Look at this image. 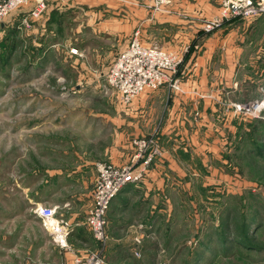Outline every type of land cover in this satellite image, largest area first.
<instances>
[{
    "label": "rangeland",
    "instance_id": "rangeland-1",
    "mask_svg": "<svg viewBox=\"0 0 264 264\" xmlns=\"http://www.w3.org/2000/svg\"><path fill=\"white\" fill-rule=\"evenodd\" d=\"M50 1L42 19H28L29 25L23 21L29 8L0 21V240L6 239L10 217L23 219L15 227L27 220L19 208L38 206L37 188L25 189L35 185V172L50 170L46 162L39 166L41 152L61 155L52 166L72 177L81 158L108 163L101 161L104 146L119 140L129 151L130 165L139 151L135 141L145 140L161 152L145 180L157 171L164 186L158 202L166 209L155 215L158 234L135 258L152 264H264V129L257 123L264 109L253 110L254 102L264 101V16L232 19L236 46L244 51L238 87L228 88L224 81L210 92L192 91L193 98L184 88L177 93L165 87L159 95L154 94L159 90L146 93L145 107L141 97L126 105L107 84L112 56L121 54L136 32L144 46L168 50L154 41L144 43L142 29H134L133 22L123 37L95 33L90 24L109 17L58 14ZM44 25L38 36L36 28ZM40 59L45 69L34 67ZM179 78L182 82L180 71ZM65 110L67 133L58 127L51 136L38 128L44 118L62 117ZM254 125L257 137L250 135ZM70 181L71 191L67 187L56 203L67 199L72 210L55 207L57 217L86 219L95 180L83 187ZM124 218L120 227L126 233L136 217Z\"/></svg>",
    "mask_w": 264,
    "mask_h": 264
},
{
    "label": "crops",
    "instance_id": "crops-1",
    "mask_svg": "<svg viewBox=\"0 0 264 264\" xmlns=\"http://www.w3.org/2000/svg\"><path fill=\"white\" fill-rule=\"evenodd\" d=\"M51 1L56 4L54 9L58 14L71 11L73 14H83L94 18L109 17V19H104L98 24H90L95 33L105 32L106 30L111 36L123 37V35H128L130 23L133 22L134 29H142V35L144 36L142 41L144 43L154 41L163 49L181 54L183 63L181 64L180 73L183 88L187 96L191 98L197 90L201 91V88H204L208 89L205 90L206 92H210L209 89L215 90L224 81L228 88L238 87L240 84L239 78L242 77L237 67L241 64L244 51L243 48L236 46L238 33L235 31L237 25L234 20H228L212 34L203 32L206 21L218 16L220 0ZM101 1H109L110 4ZM25 11L26 14L29 12V10ZM118 15L121 16L119 19L117 18ZM46 21L49 22L50 19H45L44 22L47 24ZM45 27L44 25L43 28H36V34L40 36ZM144 31H147L148 35H145ZM52 35L53 31L46 37L51 38ZM129 41L125 47H128ZM119 54L112 56L110 64L116 60V56ZM45 64L46 62L40 59L37 60L34 67L45 69ZM163 90L165 89L154 94L159 95ZM61 97L65 98V95L61 94ZM139 97L143 101L147 100L148 96L145 93ZM143 106L146 107L145 103ZM54 114L58 116L57 113ZM62 115V117L54 118V115L47 117V119L44 118V123L38 124V128L41 131L50 132L51 136L56 135L55 129L58 127L60 128L57 131L62 130L67 133V117L64 116L66 110L62 112ZM59 119H62V121L60 120V124H57ZM179 119H181L183 125L184 117ZM47 138L49 139H46L48 143L54 142L50 140L51 137ZM67 154L65 153L61 160H64ZM57 156L61 155L48 152L40 153L41 162L39 161V166L42 162H46L47 165L51 166L47 167L50 170L40 172V174L35 172V185L27 186L25 190L31 191V188H37L35 197L38 200V205L46 203L53 205L54 208L63 206L69 212L72 210V204L68 203L67 199L56 203V198L63 194L67 187H70L71 191V185L68 184L70 178L75 181L77 186L81 187L87 181L92 182L93 179L95 180L99 159L81 158L76 163L78 164L77 171L70 177L54 170L52 165H56ZM130 158L129 151L125 150L119 140L104 146L101 161L104 162L105 160L120 166L129 163ZM163 188L162 182L158 181L157 171L154 169L143 183L137 186L129 185L125 187L114 199L108 210L110 239L108 247L103 252L107 264H152L149 259L145 260L144 257L142 259L135 258L134 254L136 251L142 254L143 246L147 248V242L154 239L158 234L155 215L164 213L166 209L162 206L163 203L160 206L158 202L160 195L163 194ZM31 206L30 203L23 208H19L22 210L20 213L29 216L26 217V221H22L17 227H15V223L23 220L21 217L12 216L8 219L5 228L6 239L0 240V264H75L74 259L76 256L91 253L95 250V247H99L101 250V246L94 241L91 232L85 227L86 219L73 218V215L69 220L74 225L75 230L68 239L69 247L67 249L58 248L53 244L52 239L47 236L48 233L44 230L40 219L33 213L34 207ZM15 214L16 212H13V215ZM128 215L136 218L128 222L129 231L125 233L120 225H122L124 217ZM134 222L136 224H133ZM113 223L116 224V227L113 226ZM20 226L22 227L21 230H19ZM30 233H32L31 237ZM138 237L142 238V248L138 247L141 244L136 247L135 239ZM129 246L134 249H128ZM155 247L157 248V246ZM154 250L151 251L152 254Z\"/></svg>",
    "mask_w": 264,
    "mask_h": 264
},
{
    "label": "built area",
    "instance_id": "built-area-1",
    "mask_svg": "<svg viewBox=\"0 0 264 264\" xmlns=\"http://www.w3.org/2000/svg\"><path fill=\"white\" fill-rule=\"evenodd\" d=\"M47 2L48 0H0V21L21 8H29L23 20L29 25L28 19L36 20L43 16L49 7ZM261 16H264V0H220L218 16L206 21L203 32L212 34L228 20L253 21ZM182 61L181 54L162 50L157 45L144 46L139 33L136 32L128 47L109 67L107 84L117 94H120L126 105L131 104L135 98L144 93L165 87L181 93L183 83L180 81L179 71ZM263 103L264 101L259 104L254 102L253 110L264 109ZM135 145L139 151L130 161V165L118 167L110 162L97 163V174L91 195L92 203L87 212L85 227L91 232L94 241L101 246V250L76 256L75 264H107L103 252L110 239L108 228L110 205L125 187L143 183L152 160L161 155L158 147L150 146L145 140L135 141ZM140 159H143V162L137 165ZM34 213L40 219L53 243L58 248L67 249L68 239L75 230L74 225L57 217L56 209L45 204L38 205ZM141 242L142 238L135 239L137 246L142 244ZM134 256L139 258L140 253L136 251Z\"/></svg>",
    "mask_w": 264,
    "mask_h": 264
},
{
    "label": "trees",
    "instance_id": "trees-1",
    "mask_svg": "<svg viewBox=\"0 0 264 264\" xmlns=\"http://www.w3.org/2000/svg\"><path fill=\"white\" fill-rule=\"evenodd\" d=\"M257 123H258V126H259V127H261L262 129H264V119H262V120L259 119V120L257 121ZM253 128H255L256 131H255V132L253 131L254 133H252V134H250V135L253 136L254 134H256V137H257V134H260L259 131H257V129H258L257 125H254ZM253 143H254V142H253ZM254 144H255L256 147H258V144H257L256 142H255Z\"/></svg>",
    "mask_w": 264,
    "mask_h": 264
},
{
    "label": "bare ground",
    "instance_id": "bare-ground-1",
    "mask_svg": "<svg viewBox=\"0 0 264 264\" xmlns=\"http://www.w3.org/2000/svg\"><path fill=\"white\" fill-rule=\"evenodd\" d=\"M262 106H264V104H263ZM262 106H261V107H262Z\"/></svg>",
    "mask_w": 264,
    "mask_h": 264
}]
</instances>
